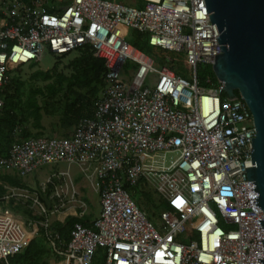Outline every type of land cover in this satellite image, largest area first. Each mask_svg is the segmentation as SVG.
Here are the masks:
<instances>
[{
	"label": "built area",
	"instance_id": "2783aa9c",
	"mask_svg": "<svg viewBox=\"0 0 264 264\" xmlns=\"http://www.w3.org/2000/svg\"><path fill=\"white\" fill-rule=\"evenodd\" d=\"M0 0V89L6 70L35 62L45 52L70 55L86 46L106 64L105 87L91 118L81 119L70 138H29L0 157V174L20 178L45 165L66 164L34 191L4 185L3 202L13 201L39 219L0 213V264H10L37 235V226L54 264H257L263 240L262 210L246 170L255 135L249 109L240 97L227 98L222 83L201 85L196 67L220 54L215 24L203 0H143V7L110 0ZM122 28L148 37L163 50L183 52L191 80L124 41ZM134 65L127 87L121 73ZM156 82L147 87L146 76ZM1 107V101H0ZM176 157L166 163V155ZM74 166L98 196L99 214L85 226L75 223L60 244L51 218L70 206L86 213L77 199L69 168ZM62 179L61 184L56 182ZM55 179V182H53ZM145 181L171 207L155 227L137 208L127 188ZM47 185L54 188L43 195ZM46 196L54 205L41 200ZM72 203L74 205H72ZM192 234L193 239H188Z\"/></svg>",
	"mask_w": 264,
	"mask_h": 264
},
{
	"label": "trees",
	"instance_id": "16d2710c",
	"mask_svg": "<svg viewBox=\"0 0 264 264\" xmlns=\"http://www.w3.org/2000/svg\"><path fill=\"white\" fill-rule=\"evenodd\" d=\"M20 1L28 4L30 0ZM39 1V7L50 13L55 11L53 7L46 5V2L55 0ZM59 1L62 3L63 0ZM122 37L125 42L151 58L155 68L166 67L176 76L191 80L192 68L183 52H172L153 46L148 43L146 35L134 30L129 34L123 30ZM73 54L54 55L57 62L71 56L63 69L55 62L50 69L36 68L27 77L16 73L11 65L7 67L6 81L0 89V157L5 156L13 144L29 138H70L81 119L92 117L94 102L100 97L106 84V64L104 59L88 46ZM28 66L32 68L36 63L32 62ZM196 78L201 85H206L207 79L211 85L217 84L210 64L197 66ZM234 97H239L237 91H234ZM44 119L51 120L47 126L42 123ZM4 185L17 188L29 186L23 178L16 175L0 174V209L4 204L1 199L6 193ZM51 190L52 186L47 185L43 195L48 197ZM127 191L137 208L155 227H158L160 222L159 213L171 209L143 180L127 188ZM10 203L13 201L10 200ZM14 208L22 211L27 218L39 219L20 204H16ZM75 223L88 226L87 221L72 216H67L63 222L52 221L50 229L59 235L60 244L68 242ZM37 228V235L11 259L10 264H52L54 256L43 236L42 228ZM193 238L192 234L188 236V239Z\"/></svg>",
	"mask_w": 264,
	"mask_h": 264
},
{
	"label": "water",
	"instance_id": "95a60500",
	"mask_svg": "<svg viewBox=\"0 0 264 264\" xmlns=\"http://www.w3.org/2000/svg\"><path fill=\"white\" fill-rule=\"evenodd\" d=\"M210 24L214 23L220 54L211 63L222 91L229 99L238 92L249 109L255 135L251 138L253 168H247V181L252 180L258 197H251L253 206L264 214V0H203ZM37 191V186H31ZM41 200L49 208L46 196ZM263 240L257 264H264Z\"/></svg>",
	"mask_w": 264,
	"mask_h": 264
},
{
	"label": "rangeland",
	"instance_id": "374dc122",
	"mask_svg": "<svg viewBox=\"0 0 264 264\" xmlns=\"http://www.w3.org/2000/svg\"><path fill=\"white\" fill-rule=\"evenodd\" d=\"M118 1L123 2V0H118ZM127 6H132V5H127ZM123 30L125 31L126 34H129L131 31L130 29H126V28H122V31ZM68 58L64 59L62 62H57L53 54L49 52H45L35 61L36 66L30 68L28 65H23L19 67H13L12 69L15 70V72L20 74L22 77H27L36 68L43 70L50 69L55 62L58 63L60 69H63L64 66L66 65V62L68 61ZM133 74H134V65L131 62L126 61L124 64V71L120 75V78L122 79L125 87H127L128 82L132 78ZM155 82H156V77L153 74L149 73L146 76L144 84L147 87H153ZM50 121H51L50 119H44L42 123L44 126H47ZM175 157H176L175 154L166 155V159H165L166 163L171 162ZM65 170H67L66 164L45 165L37 169L36 171L28 174L26 177L23 178V180L26 184L29 185L32 184L33 182L36 183L37 185H40L44 180L51 177L52 174L59 173ZM12 172L13 171H11L10 173L5 172L3 174L13 175L14 172L13 173ZM69 175H70L71 185L77 190L78 194L80 193V198L86 204L87 219L96 218L100 211L97 194L94 193V191L90 188L88 182L83 178V176L76 167L71 166L69 168ZM60 180L62 179L59 178V182L58 183L56 182L55 184L56 186H58V184H61ZM53 182H55V179H53ZM61 186H63V183L61 184ZM53 192H54V188L52 187L50 194H52ZM77 199H79V195L77 196ZM72 205L74 204L72 203ZM14 207H15L14 203L11 204L10 201L4 202L3 207L1 206L2 210L0 209V213L3 211L6 212L7 215L19 217L21 218V220L28 219L27 216L22 211L16 210ZM55 219L56 218L54 216L51 218L52 221H54Z\"/></svg>",
	"mask_w": 264,
	"mask_h": 264
},
{
	"label": "crops",
	"instance_id": "0c3cea01",
	"mask_svg": "<svg viewBox=\"0 0 264 264\" xmlns=\"http://www.w3.org/2000/svg\"><path fill=\"white\" fill-rule=\"evenodd\" d=\"M110 1H114V2H117V3H120V4H123V5H132L133 7H136V8H141L143 7V0H123V2H119L118 0H110ZM34 183V182H33ZM32 183V184H33ZM79 199L80 198V193H79ZM82 200V199H81ZM53 206L54 205V201L53 200H50L49 201V206ZM80 210H77L76 207H72L70 206L69 209H67L66 211H61L60 213H58V216L55 217L56 221H59V222H63V220L67 217V216H72V217H75L77 216V214L79 213ZM82 219L84 221H87L88 225L91 224V222L95 219V218H92V219H87L86 217V213L84 214V216L82 217ZM52 264H54V262H52Z\"/></svg>",
	"mask_w": 264,
	"mask_h": 264
}]
</instances>
